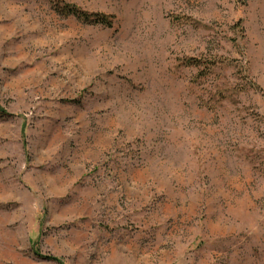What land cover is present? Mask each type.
<instances>
[{"label": "rangeland", "instance_id": "1", "mask_svg": "<svg viewBox=\"0 0 264 264\" xmlns=\"http://www.w3.org/2000/svg\"><path fill=\"white\" fill-rule=\"evenodd\" d=\"M0 264H264V0H0Z\"/></svg>", "mask_w": 264, "mask_h": 264}, {"label": "trees", "instance_id": "2", "mask_svg": "<svg viewBox=\"0 0 264 264\" xmlns=\"http://www.w3.org/2000/svg\"><path fill=\"white\" fill-rule=\"evenodd\" d=\"M60 12L65 17L72 16L83 23L97 24V25H102L106 27H111L110 21L104 18L103 16L87 14L72 5H65V4L62 5L60 8ZM188 64L190 66L192 64L193 66H197L196 63H193L191 61Z\"/></svg>", "mask_w": 264, "mask_h": 264}]
</instances>
